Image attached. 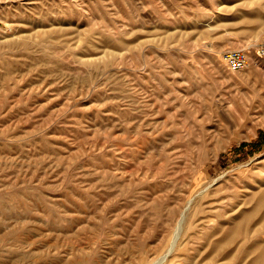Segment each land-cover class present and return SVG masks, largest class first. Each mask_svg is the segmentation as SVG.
I'll list each match as a JSON object with an SVG mask.
<instances>
[{"label":"rangeland","instance_id":"rangeland-1","mask_svg":"<svg viewBox=\"0 0 264 264\" xmlns=\"http://www.w3.org/2000/svg\"><path fill=\"white\" fill-rule=\"evenodd\" d=\"M264 0H0V264H264Z\"/></svg>","mask_w":264,"mask_h":264},{"label":"built area","instance_id":"built-area-1","mask_svg":"<svg viewBox=\"0 0 264 264\" xmlns=\"http://www.w3.org/2000/svg\"><path fill=\"white\" fill-rule=\"evenodd\" d=\"M264 57V47H259L255 56H251L248 48L234 49L226 53L228 67L233 71L244 70Z\"/></svg>","mask_w":264,"mask_h":264},{"label":"trees","instance_id":"trees-1","mask_svg":"<svg viewBox=\"0 0 264 264\" xmlns=\"http://www.w3.org/2000/svg\"><path fill=\"white\" fill-rule=\"evenodd\" d=\"M263 142H264V131H261L260 136H259V140L257 141V143H255V146H259Z\"/></svg>","mask_w":264,"mask_h":264},{"label":"bare ground","instance_id":"bare-ground-1","mask_svg":"<svg viewBox=\"0 0 264 264\" xmlns=\"http://www.w3.org/2000/svg\"><path fill=\"white\" fill-rule=\"evenodd\" d=\"M163 262H161L160 264H162Z\"/></svg>","mask_w":264,"mask_h":264}]
</instances>
